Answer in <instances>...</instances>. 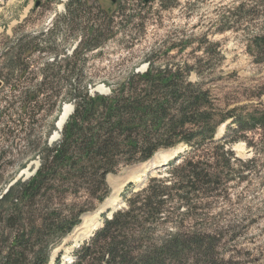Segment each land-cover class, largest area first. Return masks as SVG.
Segmentation results:
<instances>
[{
    "label": "rangeland",
    "instance_id": "rangeland-1",
    "mask_svg": "<svg viewBox=\"0 0 264 264\" xmlns=\"http://www.w3.org/2000/svg\"><path fill=\"white\" fill-rule=\"evenodd\" d=\"M68 1L0 0V198L16 182L35 174L44 143L39 137H45L57 122L53 121L55 109L48 113L47 104L43 111L37 105L29 106L27 114L34 118L27 124L19 119L26 96L42 80L38 73L44 62L53 60L48 52L36 50L27 55L20 48L33 41L46 47L50 37L53 52L58 54L56 62L63 63L80 40L87 38L86 26L91 22L103 36L99 47L87 51L76 67L84 74L81 85L89 86L93 94L96 90L110 94L113 86H123L131 76L152 66L176 69L187 63L200 72L192 73L191 82L209 89L219 108H235V117L220 124L216 134L218 141L228 144L210 154L223 180L201 199L207 208L197 211L193 224L196 230L211 234V264H264V54L259 55L254 44L264 36V0H89L76 13L78 20L70 23L68 18L64 23L59 16ZM19 54L20 58L27 55L26 75L21 73L25 66ZM60 84L69 85L66 81ZM67 104L71 103L64 102L65 109ZM251 114L260 123L244 129L252 123L243 122L241 127L238 120H250ZM55 131L48 138L49 145L61 139H51ZM173 150L178 151L158 166L155 156ZM188 155L191 147L180 144L110 174L108 198L83 215L81 225L53 250V264L57 260L71 264L76 251L103 226L104 219L126 206V198L146 186L151 177L169 176L170 164ZM225 162L229 167L223 173ZM135 175L140 177L137 182L132 179ZM118 179L124 184L116 191L114 181Z\"/></svg>",
    "mask_w": 264,
    "mask_h": 264
},
{
    "label": "trees",
    "instance_id": "trees-1",
    "mask_svg": "<svg viewBox=\"0 0 264 264\" xmlns=\"http://www.w3.org/2000/svg\"><path fill=\"white\" fill-rule=\"evenodd\" d=\"M88 3L69 0L59 18L73 23ZM95 25L89 22L87 38L63 63L56 62L58 54L50 37L46 47L33 41L20 48L22 54L39 50L53 56L38 73L41 82L26 96L24 113L19 114L24 125L34 118L27 114L29 106L43 111L47 104L48 113L55 109L54 122L64 102L73 104L74 110L59 141L48 144L56 130L54 123L45 137H39L44 143L35 174L16 182L0 198V264H49L53 250L81 225L83 215L108 198L110 174L180 144L191 147V155L171 163L169 176L151 177L146 186L126 198V206L104 219L71 264H211V234L196 230L193 220L199 209L207 208L201 199L223 180L210 154L228 144L218 141L216 134L220 124L235 117V108H219L209 89L191 82L192 73L200 72L187 63L176 69L152 66L131 76L123 86H113L110 94H93L89 86L81 85L84 74L76 66L87 51L99 47L103 34ZM254 44L263 55L264 36ZM27 55L20 58L19 54L25 66L22 75L29 70L24 62ZM63 81L69 85L62 86ZM238 121L241 127L243 122L252 123L244 129L260 123L253 114L250 120ZM228 167L225 162L222 172Z\"/></svg>",
    "mask_w": 264,
    "mask_h": 264
},
{
    "label": "bare ground",
    "instance_id": "bare-ground-1",
    "mask_svg": "<svg viewBox=\"0 0 264 264\" xmlns=\"http://www.w3.org/2000/svg\"><path fill=\"white\" fill-rule=\"evenodd\" d=\"M66 113L67 114H69V113H71L72 112V110H73V105L72 104H67V106H66ZM218 134V133H217ZM176 151H178V150H173V151H171V153H164V152H162V154L161 153H158L155 157H156V160H158V166H160V165H162V164H166L167 162H168V160L171 158V157H173L174 156V154H176L175 152ZM159 152V151H158ZM139 175L137 176V175H135L132 179L133 180H135L136 182L137 181H139ZM124 184V180L122 179V180H116V181H114V185H115V189H116V191H118V190H120L121 188H122V185ZM117 197V196H116ZM116 200H118V199H116ZM110 203H112V202H110ZM107 204H108V202H107ZM107 206V205H106ZM50 264H53V259L52 260H50V262H49Z\"/></svg>",
    "mask_w": 264,
    "mask_h": 264
},
{
    "label": "water",
    "instance_id": "water-1",
    "mask_svg": "<svg viewBox=\"0 0 264 264\" xmlns=\"http://www.w3.org/2000/svg\"><path fill=\"white\" fill-rule=\"evenodd\" d=\"M151 0H145V2H150ZM113 2H115V0H113ZM37 5H38V3H37ZM2 86V80H0V87ZM97 92H100L99 90H96ZM101 93V92H100ZM73 109H74V107H73ZM73 111V110H72ZM72 113V112H71ZM71 113H69V114H67L66 113V110H65V107H63V110H62V112H61V114H60V116H59V118H58V120H57V122H56V128H57V131H55L54 132V134H53V136H52V140H54V139H56L57 137L58 138H60L61 137V133H62V131H63V128H64V126H65V123L67 122V120H68V118H69V116L71 115ZM0 122H1V120H0ZM38 169V168H37ZM36 169V170H37ZM116 211V210H115ZM115 211H113L111 214V216H108V218H111L112 216H113V213L115 212ZM99 229V228H98ZM97 229V230H98ZM94 234H92V236H93Z\"/></svg>",
    "mask_w": 264,
    "mask_h": 264
}]
</instances>
